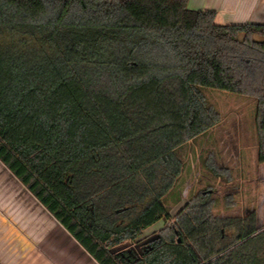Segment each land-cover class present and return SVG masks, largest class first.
<instances>
[{"label":"trees","instance_id":"1","mask_svg":"<svg viewBox=\"0 0 264 264\" xmlns=\"http://www.w3.org/2000/svg\"><path fill=\"white\" fill-rule=\"evenodd\" d=\"M188 1L0 0V161L99 264H264L256 212L215 215L208 191L172 215L180 151L222 123L207 90L254 103L264 164V24Z\"/></svg>","mask_w":264,"mask_h":264},{"label":"crops","instance_id":"2","mask_svg":"<svg viewBox=\"0 0 264 264\" xmlns=\"http://www.w3.org/2000/svg\"><path fill=\"white\" fill-rule=\"evenodd\" d=\"M188 8L216 12V23L222 26L264 24V0H189ZM204 138V152L215 155L218 162L223 159L222 151L215 149L212 131ZM250 150L249 159L243 147L234 144L235 165L220 166L229 169L235 181L249 178L251 207L245 211L256 212L257 226L263 228L264 164L257 162V148L251 146ZM234 195H242L241 190ZM160 225L146 230L137 243L118 250L141 256L144 248L157 238L155 233L163 228ZM0 264H99L1 161Z\"/></svg>","mask_w":264,"mask_h":264},{"label":"rangeland","instance_id":"3","mask_svg":"<svg viewBox=\"0 0 264 264\" xmlns=\"http://www.w3.org/2000/svg\"><path fill=\"white\" fill-rule=\"evenodd\" d=\"M207 96L210 101L220 110L222 114V123L212 131L216 144V150H221L223 159L208 155L204 151V136L187 144L181 151V157L186 165V170L182 180L184 181L182 201L179 204L171 206L174 219L184 205L199 194L212 192L209 197L210 203H213V213L220 217H232L233 219L243 217L247 214L245 211L251 207V185L248 177L241 181H235V178L227 184L222 178L213 177L204 167L205 159L211 157L214 159L216 166L220 163L225 165H235L234 144L239 143L246 155V158L251 157V146L256 147L253 120L255 116V106L253 102H247L243 98L217 91L207 90ZM249 151V152H247ZM237 182V183H236ZM242 192V195L235 196L237 191ZM231 196L226 202V197ZM264 223V222H263ZM173 224V221L166 224L161 222L163 228ZM237 222L232 225L226 224L222 230V238L227 242L233 241L238 234ZM162 229V228H161ZM158 230L155 235L161 231Z\"/></svg>","mask_w":264,"mask_h":264}]
</instances>
